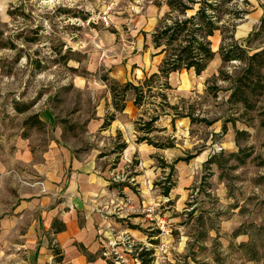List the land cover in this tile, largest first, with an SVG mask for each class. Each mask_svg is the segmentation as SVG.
Masks as SVG:
<instances>
[{"label":"rangeland","instance_id":"rangeland-1","mask_svg":"<svg viewBox=\"0 0 264 264\" xmlns=\"http://www.w3.org/2000/svg\"><path fill=\"white\" fill-rule=\"evenodd\" d=\"M167 12L165 0H0V152L36 164L57 142L100 163L106 264H140L142 248L151 264H264V56L225 64L216 33L200 75L169 76L167 105L154 91L134 109L129 91L130 124L101 129L114 112L103 78L138 85L157 72L151 34ZM261 21L234 34L249 56L264 52ZM156 115L155 131L138 132Z\"/></svg>","mask_w":264,"mask_h":264},{"label":"crops","instance_id":"crops-1","mask_svg":"<svg viewBox=\"0 0 264 264\" xmlns=\"http://www.w3.org/2000/svg\"><path fill=\"white\" fill-rule=\"evenodd\" d=\"M249 2L245 23L236 28L239 38L247 36L251 25L264 17V0ZM125 109L108 128L119 130L116 118L121 115L124 119L119 124H130ZM44 118L40 120L44 126L53 123L49 114ZM56 139L60 141L59 136ZM132 153V148L126 149L124 159ZM32 161L29 151L13 156L0 152V264H106L101 252L108 239L99 209L92 202L106 184L100 163L57 142L42 154L40 163ZM22 181L42 182L44 191Z\"/></svg>","mask_w":264,"mask_h":264},{"label":"trees","instance_id":"trees-1","mask_svg":"<svg viewBox=\"0 0 264 264\" xmlns=\"http://www.w3.org/2000/svg\"><path fill=\"white\" fill-rule=\"evenodd\" d=\"M238 2L239 0H165L168 12L162 18L161 26L151 34L152 47L157 51L152 54V57L162 56L158 70L150 75L144 73L138 85L131 82L118 85L109 78H103V81L108 83L114 112L106 116L101 129L106 130L115 120L116 114L123 112L126 104L125 95L129 91L133 92L132 103L137 108L142 106L145 99L153 96L160 97L163 100L162 104L167 105L165 104L166 91L171 89L167 83L169 76L190 70L200 75L216 54L212 50L211 42V38L216 33L221 38L217 53L225 64L234 61L244 62L246 59L254 60L264 56L263 51L249 56L234 38L237 22L249 13L246 9H240ZM241 3L247 8L251 6L249 0H242ZM188 12L191 14L188 15ZM261 24H264V17ZM246 73L252 74L251 65L248 66ZM154 91L156 95L151 96ZM34 118L37 119L38 116ZM157 120V115L149 118V122L139 128L138 132L152 133L155 131L152 124ZM38 122L42 123L40 120ZM145 126H148L147 129ZM146 140L147 138L144 137L137 139L138 142ZM154 147L164 149L171 148L173 145H154ZM164 183L161 186L162 195L168 197L174 184L165 186ZM150 244L155 242L150 240ZM142 250L143 252L139 255L140 264H151L154 250L144 248ZM54 253L59 254L56 250ZM58 260L61 261V257ZM107 264L113 263L107 262Z\"/></svg>","mask_w":264,"mask_h":264},{"label":"built area","instance_id":"built-area-1","mask_svg":"<svg viewBox=\"0 0 264 264\" xmlns=\"http://www.w3.org/2000/svg\"><path fill=\"white\" fill-rule=\"evenodd\" d=\"M22 183H23V184H26V185H28V186H35V185H38V186L41 187V190L44 191V189H43V183H42V182L37 181V182H35V183H30V182H27V181H22Z\"/></svg>","mask_w":264,"mask_h":264}]
</instances>
